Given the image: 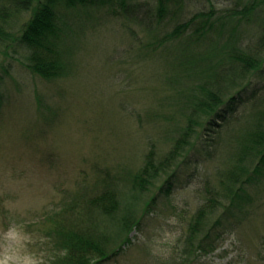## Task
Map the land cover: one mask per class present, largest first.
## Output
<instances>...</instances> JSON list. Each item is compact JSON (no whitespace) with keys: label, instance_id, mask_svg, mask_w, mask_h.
<instances>
[{"label":"trees","instance_id":"16d2710c","mask_svg":"<svg viewBox=\"0 0 264 264\" xmlns=\"http://www.w3.org/2000/svg\"><path fill=\"white\" fill-rule=\"evenodd\" d=\"M137 1L0 0V47L23 48L24 65L45 79L72 75L79 40L88 32L100 33L95 28L99 12L81 16L77 10L108 4H119L122 10L115 9V15L135 20L148 32L151 39L143 40L132 30L138 39L131 47L139 43L140 57L155 60L166 74L167 92L159 105L170 112L172 124L165 127L172 134L170 150L162 154L154 141L140 166L101 165L76 204L47 212L53 225L46 264H97L121 253L131 243L130 233L141 229L146 217L158 215L161 193L177 189L183 166L203 161L208 168L197 165L186 178L199 199L195 211L178 209L168 196L184 229L173 254L159 262L199 264L217 249L227 232L221 227L230 225L232 234L249 218L250 211L242 214L246 203H253L249 186L264 178V0H224L221 7L210 0L209 8L188 18H178V11L189 0ZM122 108L127 112L126 104ZM258 253L264 258L263 245ZM252 257L249 264H255ZM145 262L157 264L151 258Z\"/></svg>","mask_w":264,"mask_h":264},{"label":"rangeland","instance_id":"374dc122","mask_svg":"<svg viewBox=\"0 0 264 264\" xmlns=\"http://www.w3.org/2000/svg\"><path fill=\"white\" fill-rule=\"evenodd\" d=\"M223 2L215 0L219 7ZM119 4L77 10L81 16L98 11L95 28L100 33L88 32L79 40L75 71L68 77L45 79L24 65L23 48L0 47L4 100L0 105V237L10 228L14 229L10 237L17 228L27 233L32 242L24 251L42 258L44 264L50 257L47 233L53 225L47 212L51 215L67 203L76 204L79 191L98 178L101 165L140 166L150 142L155 141L162 154L172 146L171 131L165 129L172 124L167 119L170 112L159 105L167 92L166 74L155 60L145 62L140 57L139 43L132 49L137 36L132 30L143 40L151 36L135 20L115 15V9L122 10ZM210 6V0H189L178 18ZM29 18L30 13L23 19ZM192 153L197 156L199 151ZM200 163L199 168H208ZM197 165L183 166L177 189L168 195L178 209L185 207L191 213L199 199L186 178ZM158 191L157 187L152 193ZM249 193L258 206L246 203L242 214H251L232 234L227 233L230 225L221 227L227 232L217 240V249L202 256L199 264H249L251 254L255 264H264L258 253L264 246V178L249 186ZM161 194L158 215L146 217L141 229L130 233L131 243L123 245L121 253L97 264H146L150 258L160 264L173 254L184 228L181 216L172 213L169 197ZM11 250L18 251L14 245Z\"/></svg>","mask_w":264,"mask_h":264},{"label":"clouds","instance_id":"9594fccd","mask_svg":"<svg viewBox=\"0 0 264 264\" xmlns=\"http://www.w3.org/2000/svg\"><path fill=\"white\" fill-rule=\"evenodd\" d=\"M14 229L10 228L0 237V264H44L42 258H38L31 252L24 251L27 245L32 242L31 237L18 228L15 229V236L10 237L9 232ZM15 246L18 251H12L11 247Z\"/></svg>","mask_w":264,"mask_h":264}]
</instances>
